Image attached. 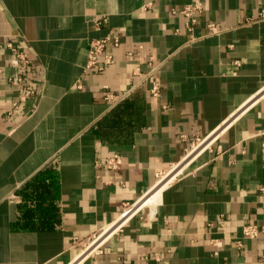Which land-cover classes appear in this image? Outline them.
<instances>
[{"label": "crops", "instance_id": "1", "mask_svg": "<svg viewBox=\"0 0 264 264\" xmlns=\"http://www.w3.org/2000/svg\"><path fill=\"white\" fill-rule=\"evenodd\" d=\"M197 1L0 0V264H264V0Z\"/></svg>", "mask_w": 264, "mask_h": 264}, {"label": "built area", "instance_id": "2", "mask_svg": "<svg viewBox=\"0 0 264 264\" xmlns=\"http://www.w3.org/2000/svg\"><path fill=\"white\" fill-rule=\"evenodd\" d=\"M202 12H203V4L199 0L197 2L186 5L180 11V14L183 15L188 20L186 26L187 28L192 30L197 22L196 16L201 14ZM207 28L210 34H218L220 32L215 24H208ZM111 44L114 45L115 47H118L120 45V38H118L117 36H107L106 38L103 39L94 40L91 43L86 70H92L98 67H100L99 70H103L105 67L113 64L114 62L113 57L110 55H105L106 48ZM1 48L2 46L0 45V49ZM5 48H7L13 54V59L10 61L9 65L14 70V73L8 78L9 85L12 86L15 92L18 93V97L20 99H30L35 97L36 91L28 87V77L32 66L31 57L25 50L15 46L11 42L7 43ZM101 58H103L102 66L99 65ZM150 93L155 97L159 96L160 84L158 82H154L152 84ZM18 108H19V103L14 102L12 105V109L17 110ZM201 143L202 142L198 140L197 146ZM123 165H124V159L122 156L118 154L111 156L107 161L108 168L113 171L121 170ZM142 200H140L137 204H134L132 206L126 205L124 208V212L121 216L122 219L126 220L127 218H130L131 216L136 214L140 210V207L138 206ZM129 214L130 216H128ZM115 227L116 225H113L103 230V232L99 236H97V238L94 239V241L89 245L87 249H90L94 243H96L100 238H102L105 234H107L110 229H113ZM119 227L120 225L116 227V229L110 234V236L113 233H115ZM260 232H261V228L257 225H247L243 228V235L245 238L248 239L257 238ZM212 244L217 247L222 246L221 242H219L218 240L212 241ZM96 250L97 247L92 249L90 253ZM263 259H264V255H263Z\"/></svg>", "mask_w": 264, "mask_h": 264}, {"label": "bare ground", "instance_id": "3", "mask_svg": "<svg viewBox=\"0 0 264 264\" xmlns=\"http://www.w3.org/2000/svg\"><path fill=\"white\" fill-rule=\"evenodd\" d=\"M148 198H149L148 195H147L145 198H143V200L141 201V203H140L139 206H138V207H140V209H141V208H145L146 205H144V204L150 202V200H148ZM153 200H154V202H153L150 206H155L156 203H158L157 196H156V197L154 196V197H153ZM128 216H130V214H129ZM115 229H116V228H115ZM115 229H114V230H115ZM111 230H112V229H110L109 231H111ZM114 230H113V231H114ZM113 231H112V232H113ZM105 235H106V234H105ZM105 235H104V236H105ZM107 237H108V236H107ZM107 237H106V238H107ZM100 239H101V238H100ZM104 240H105V239H104ZM104 240H103V241H104ZM103 241H102V242H103ZM94 244H95V243H94ZM94 244H93V245H94ZM93 245H92V247H93ZM92 247H91V248H92Z\"/></svg>", "mask_w": 264, "mask_h": 264}, {"label": "rangeland", "instance_id": "4", "mask_svg": "<svg viewBox=\"0 0 264 264\" xmlns=\"http://www.w3.org/2000/svg\"><path fill=\"white\" fill-rule=\"evenodd\" d=\"M161 185V184H160ZM159 186V185H158ZM156 190V189H155ZM155 190L153 189V191L148 195V200H150V202H148V203H145L144 205H146V207L147 206H150L153 202H154V200H153V197H154V193H155ZM156 197V196H155Z\"/></svg>", "mask_w": 264, "mask_h": 264}]
</instances>
